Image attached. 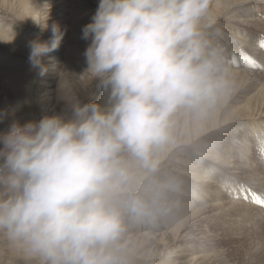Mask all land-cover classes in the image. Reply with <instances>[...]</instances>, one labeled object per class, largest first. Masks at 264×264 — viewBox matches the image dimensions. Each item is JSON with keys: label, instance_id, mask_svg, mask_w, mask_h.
I'll use <instances>...</instances> for the list:
<instances>
[{"label": "clouds", "instance_id": "9594fccd", "mask_svg": "<svg viewBox=\"0 0 264 264\" xmlns=\"http://www.w3.org/2000/svg\"><path fill=\"white\" fill-rule=\"evenodd\" d=\"M211 5L99 0L82 39L100 98L71 105L70 114L12 119L0 131V237L34 264H124L129 222L154 223L166 212V194L180 185L156 178L157 154L172 140L174 117L205 118L237 87ZM48 19L33 21L46 30ZM65 33L53 23L47 41L29 42L38 76ZM15 111L0 110V122ZM129 159L146 183L134 179Z\"/></svg>", "mask_w": 264, "mask_h": 264}, {"label": "bare ground", "instance_id": "6f19581e", "mask_svg": "<svg viewBox=\"0 0 264 264\" xmlns=\"http://www.w3.org/2000/svg\"><path fill=\"white\" fill-rule=\"evenodd\" d=\"M98 3L99 0H0V110L16 109L14 116L0 122V131L12 119L21 123L40 119L54 97L53 113L57 106L59 113L69 114L71 105L88 102L90 97L100 98L94 79L85 71V50L81 49L82 44L87 48L89 42L82 39V29ZM211 11L230 52L236 91L226 105L205 118L197 119L183 111L174 117L172 140L157 154L160 170L156 178L181 182L179 191L166 194L167 210L161 216L173 219L179 212L184 214L177 216L179 222L172 229L163 232H142V223L129 222L121 242L124 264H264V240L248 243L247 236L245 242L222 227L221 219L234 215L238 208L225 210L238 204L233 203L235 199L223 198L219 188L223 190L228 185L230 190L235 189L230 191L235 197L241 192L236 187L252 188L256 184L260 188L255 190L264 199V171L246 158L248 150H259L258 136L264 132V0H212ZM48 14V28L42 30L33 19L43 24ZM53 23H59L66 33L59 49L49 54L54 60L45 59L49 65L47 75L38 78L29 64V42L35 38L47 41ZM251 57L261 70L249 67ZM53 73L57 74L55 83V77L50 76ZM73 81L85 87L78 94L70 89ZM35 83L37 86H33ZM51 85L55 88H49ZM40 91L45 92L39 95ZM233 127H237V133L235 129L227 132ZM128 162L134 179L146 183L149 175L135 161ZM234 178L238 186L229 181ZM201 196L205 204L198 206ZM240 206L246 208L248 204L241 202ZM162 243L165 249L157 251ZM0 264L34 262L0 237Z\"/></svg>", "mask_w": 264, "mask_h": 264}, {"label": "rangeland", "instance_id": "374dc122", "mask_svg": "<svg viewBox=\"0 0 264 264\" xmlns=\"http://www.w3.org/2000/svg\"><path fill=\"white\" fill-rule=\"evenodd\" d=\"M91 16H93V14H91ZM70 23V22H69ZM68 23V24H69ZM52 26V25H51ZM61 27V26H60ZM51 35V34H50ZM85 41V40H84ZM88 42V40H86ZM85 41V42H86ZM86 42V43H87ZM90 42V41H89ZM89 42L87 44H89ZM83 50L86 49V47H83V44L81 45ZM249 67L252 68L254 71H257V70H261V69H257V60L252 58L250 59L249 61ZM55 72V71H53ZM47 74L41 76V77H44L46 76ZM38 76V75H37ZM51 77H55L53 81V83L57 82V74H50ZM38 78H40V76H38ZM37 79V77H36ZM70 79H72L70 77ZM75 83V81H73V84ZM37 86L36 83L33 84V86ZM32 86V87H33ZM72 86V85H71ZM76 86V87H75ZM78 86V87H77ZM80 86V87H79ZM34 88V87H33ZM49 88H55L54 85H51ZM72 88V89H71ZM85 88V87H84ZM83 88V85L82 83H75L72 87H70L71 90L73 91H77L76 94H78V92H80L81 89H84ZM45 91H40L38 92L39 95L40 94H43ZM51 97L55 96V93H50L49 94ZM47 96V95H46ZM46 96H44L43 98H45ZM96 99V98H95ZM51 105H47V107L44 108L43 112L40 114V117H42L45 113H53V107L56 105V98L54 97V99L51 100ZM58 105V104H57ZM59 107L61 108L62 105L60 104ZM59 108L56 106V113H59ZM54 110V111H55ZM234 130V133H237L238 129L237 127H233V128H229L227 129V132H230V131H233ZM259 135V133H258ZM260 139L259 140V144L257 146V150L259 148L258 151L253 150V148L251 150H248L247 153H250L248 157V160L250 161L251 164H254L256 165L257 167H259L260 169H262V171H264V157H261L260 155V152L261 150H264V132L263 134L259 135L258 136ZM259 155V156H258ZM262 167V168H261ZM205 171V170H203ZM206 172V171H205ZM229 181H232V182H236L235 178L233 180H229ZM217 182V181H216ZM179 185L181 184V182H178ZM218 185V184H217ZM236 186H238V182H236L235 184ZM228 186V185H227ZM227 186H225V188L223 187V190L221 187L220 190H221V194H222V197L223 198H226L228 199V201H230V199H235V200H232L233 203H237L238 206H235L233 208H227V210L225 211H228V210H235L237 209L235 212H234V215L232 214V216H229V217H225V219H221L222 221L221 222V225L223 228H227L226 230L228 231V233H232L234 236H239V237H242L243 240L245 238V236H247L249 239H247V242L249 243L250 241H256V239H261V240H264V203H262V201H264V199H262L261 195L257 192V188H260L258 185L256 186V184H252V188H246L244 187V189H241V188H238L236 187L239 192H240V196H231L232 193L230 191H234L235 189H229ZM243 192V193H242ZM264 195V193H263ZM177 198L175 197V200ZM201 204L199 202L198 206H202L204 205V201H203V197L201 196ZM214 201V199H213ZM235 201V202H234ZM245 203V204H248V206L245 208V207H242L240 206V203ZM195 205L197 206V203L195 202ZM250 205V206H249ZM197 206V207H198ZM257 206V207H256ZM244 208V209H243ZM253 208H256L253 210ZM260 208V209H259ZM263 209V210H262ZM219 211H221V209H218ZM262 210V213L260 212ZM217 211V210H216ZM243 214H242V213ZM184 214V211L183 213L182 212H179L177 216H183ZM239 214V215H238ZM247 214V215H245ZM173 214H169V216H172ZM177 216H175L173 219H169V218H166V217H162L160 216L154 223H150V225L152 224V226L148 225V223H142V226L140 227L141 228V231L144 232V231H152V230H155V232H163V231H167V230H170L172 229L178 222L179 220L176 219ZM164 218V219H163ZM165 218L167 220H165ZM172 218V217H171ZM259 218V219H258ZM263 218V219H262ZM237 219V221L235 220ZM258 220H261V221H258ZM259 225H258V224ZM263 223V224H262ZM155 224V225H154ZM146 227H145V226ZM229 225V226H228ZM148 227V228H147ZM159 227V228H158ZM253 227V228H252ZM229 228V229H228ZM232 229V230H231ZM234 229V230H233ZM230 231V232H229ZM251 231V232H250ZM235 232V233H234ZM245 232V234H244ZM239 233V234H238ZM241 233V234H240ZM243 233V234H242ZM251 235H250V234ZM238 234V235H237ZM231 235V234H230ZM252 239V240H251ZM246 242V240H244ZM165 243H162V244H159L158 245V250L157 251H160V249H165V246H164ZM218 245V246H217ZM215 245V248L216 247H219V244ZM206 246V244H205ZM195 247V246H194ZM209 248H211L210 246H207ZM198 248V246L196 247ZM212 249V248H211ZM207 250V249H206ZM162 251V250H161Z\"/></svg>", "mask_w": 264, "mask_h": 264}, {"label": "snow or ice", "instance_id": "6c2138e0", "mask_svg": "<svg viewBox=\"0 0 264 264\" xmlns=\"http://www.w3.org/2000/svg\"><path fill=\"white\" fill-rule=\"evenodd\" d=\"M262 203H264V201H262Z\"/></svg>", "mask_w": 264, "mask_h": 264}]
</instances>
